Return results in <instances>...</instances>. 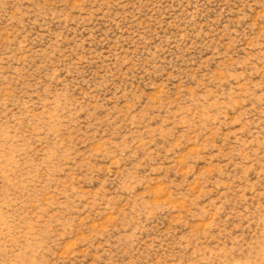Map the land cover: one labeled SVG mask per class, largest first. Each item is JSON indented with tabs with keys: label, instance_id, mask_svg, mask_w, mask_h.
Returning <instances> with one entry per match:
<instances>
[{
	"label": "rangeland",
	"instance_id": "obj_1",
	"mask_svg": "<svg viewBox=\"0 0 264 264\" xmlns=\"http://www.w3.org/2000/svg\"><path fill=\"white\" fill-rule=\"evenodd\" d=\"M0 264H264V0H0Z\"/></svg>",
	"mask_w": 264,
	"mask_h": 264
}]
</instances>
